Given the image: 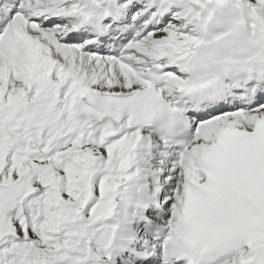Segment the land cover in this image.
<instances>
[{"label":"snow or ice","instance_id":"1","mask_svg":"<svg viewBox=\"0 0 264 264\" xmlns=\"http://www.w3.org/2000/svg\"><path fill=\"white\" fill-rule=\"evenodd\" d=\"M0 264H264V0H0Z\"/></svg>","mask_w":264,"mask_h":264}]
</instances>
